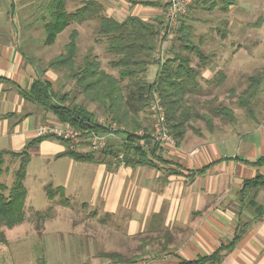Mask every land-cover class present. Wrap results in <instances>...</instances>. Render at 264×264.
Wrapping results in <instances>:
<instances>
[{
	"label": "crops",
	"instance_id": "obj_1",
	"mask_svg": "<svg viewBox=\"0 0 264 264\" xmlns=\"http://www.w3.org/2000/svg\"><path fill=\"white\" fill-rule=\"evenodd\" d=\"M15 1L0 0V77L5 78L0 81V151L18 152L37 137L41 124L59 122L24 99L20 91L37 79H48L55 89L59 77L56 71L39 66L32 53L26 52L27 46L23 48ZM29 1L23 0L26 5ZM97 1L103 4L104 14L117 21L130 15L148 21L164 18L163 0ZM228 59L226 47L220 46L200 78L214 79L229 64ZM157 68L149 67L148 81L154 79ZM141 119L142 127L126 129L144 134H136L146 150L144 162L122 164L117 157L92 151L86 143L70 147L51 138L32 144L24 205L34 207L27 189L32 160L45 171L50 159L62 158L64 174L49 184L66 195L72 171H77L73 190L78 192L84 182L89 190L82 207L106 226L107 234L111 232L105 249L91 254L97 262L83 264H264V113L249 123L188 130L174 144L150 142L149 108ZM122 143L123 139L110 140L108 146L117 149ZM67 147L93 152L92 158L74 159L63 154ZM41 184L46 186L45 180ZM111 252L127 261L105 256Z\"/></svg>",
	"mask_w": 264,
	"mask_h": 264
},
{
	"label": "trees",
	"instance_id": "obj_2",
	"mask_svg": "<svg viewBox=\"0 0 264 264\" xmlns=\"http://www.w3.org/2000/svg\"><path fill=\"white\" fill-rule=\"evenodd\" d=\"M222 2L225 10L228 9V4L232 3L228 0ZM49 6L50 19L43 25L44 45L53 44L57 34L70 24L97 21L96 33L105 41V49L111 54L109 66L116 74L102 69L99 60L94 56L85 55L82 63L76 65L78 31L75 28L71 31L63 52L49 60L46 69L65 71V74L74 80L77 92L86 100L96 103L113 121L127 129L137 130L142 127L141 114L147 111L153 91L161 97L170 133L176 141L182 139L188 130L197 131L192 126L194 121H204L206 129L210 130L214 127L212 125L214 117L231 120L233 110L227 105H214L212 99L200 103L195 100V96L200 95L198 76L201 68L209 63V58L201 47L190 40L191 26L187 23L186 16L191 13L193 4L188 6L187 14L180 18L174 34L183 42V49L199 58L201 63L199 67L191 64L187 54L175 52L173 46L167 51H174L173 56H166L164 59L157 56L160 44L169 39L166 37L163 16L148 21L130 15L117 21L104 14L103 4L97 0H84L80 6L70 11L65 9V0H51ZM211 7L212 5L208 8ZM151 65H157L158 68L150 82L147 76ZM224 77L220 72L217 79L222 82ZM4 80L5 78L0 77V81ZM247 81V86L237 95L236 103L250 110L253 99L264 84V70L249 75ZM20 93L24 99L53 114L60 123L74 128L102 129L96 124L94 112L89 111L84 104L75 102V97H71L69 92L56 91L48 79H37L31 83L29 89ZM51 138L54 137L37 136L18 152L0 151V228L2 226L12 228L24 220L27 193L24 180L29 161L28 149L32 144ZM140 138L136 134H129L120 148L108 146L102 152L105 156L114 158L118 152H122L126 164L144 162L146 150L139 144ZM92 153H80L67 147L63 154L74 159L87 160L92 158ZM6 154L19 159L18 166L11 171L10 184L1 180L2 174L8 172V168L3 166V156ZM57 190L62 192L61 188ZM53 192L54 190L48 186L46 193L48 198H53ZM4 240L5 236L0 231V241ZM105 256L127 261L115 252L105 253Z\"/></svg>",
	"mask_w": 264,
	"mask_h": 264
},
{
	"label": "rangeland",
	"instance_id": "obj_3",
	"mask_svg": "<svg viewBox=\"0 0 264 264\" xmlns=\"http://www.w3.org/2000/svg\"><path fill=\"white\" fill-rule=\"evenodd\" d=\"M228 1L232 3L228 4L229 7L225 10L222 0L221 2L220 0H193L192 11L186 16V21L191 26L190 40L196 46L201 47L207 55L209 58L207 65L214 61L220 46L226 47V54L229 58V64L224 66L223 70L220 69L225 76L222 82L217 79L219 74L215 75L214 79H203L198 76L200 95L195 96L197 102L212 99L214 105H227L233 110L231 120L214 117L212 120L214 126L233 122L249 123L264 113V84L261 85L253 99L250 110L236 103L237 95L248 84V76L264 70V0ZM50 3L51 0H30L26 5L23 0L15 1L16 25L18 26L16 29H20L19 37L24 41L22 46H27L28 55L32 53L31 56H34L36 63L39 62V66L46 67L50 58L63 52L69 33L72 28H75L80 35L76 41L78 48L76 65L82 63L85 55L94 56L99 60L102 69L116 74V71L109 66L111 54L105 49V41L100 39L96 33L97 21L70 24L56 36L53 44H43V25L50 19ZM81 3V0H65V9L73 10ZM211 5L212 7L208 8ZM11 26L13 29L14 24ZM227 31H229L228 36ZM182 43L173 34L165 43L163 53L159 48L157 56L160 59L173 56L174 51L167 52L168 48L173 46L175 52L182 55L187 54L191 59V64L199 67L201 65L199 58L194 53H189L187 49H183ZM56 72L59 77L58 84L55 86L56 91L69 92L71 97H75V102L92 108L96 121L110 118V115L103 112L96 103L86 100L77 92L74 80L68 77L65 71ZM201 111L204 112L203 109ZM192 123L193 128L197 130L206 129L204 121L199 120ZM3 162L8 172L2 174L1 180L10 184L11 171L18 166L19 159L6 154L3 156ZM64 166L62 158L57 160L52 158L44 171L39 168L35 159L32 160L28 171L27 189L33 197L30 200L34 207L25 204L24 220L21 223L12 228L5 226L0 228L5 236V240L0 241V264L97 262L91 254L94 251L105 249L107 241L111 239L109 235L111 232L107 234L106 226L92 218L89 209L82 207L85 194L89 190L85 182L78 192L73 190V179L78 177L77 171H72L69 193L66 195L49 184L54 182L57 176L60 178L64 174ZM42 180H45L46 186H42ZM48 186L54 190L53 200H50L46 194Z\"/></svg>",
	"mask_w": 264,
	"mask_h": 264
},
{
	"label": "built area",
	"instance_id": "obj_4",
	"mask_svg": "<svg viewBox=\"0 0 264 264\" xmlns=\"http://www.w3.org/2000/svg\"><path fill=\"white\" fill-rule=\"evenodd\" d=\"M165 4L164 20L166 24V37L170 38L179 23L180 18L187 14L188 6L193 0H163ZM163 41L160 45V51L163 53L165 48ZM159 50V49H158ZM149 116L152 121V128L149 132L150 142L152 144L170 143L174 144L175 139L170 133L164 105L160 95L153 91L149 101ZM96 121V120H95ZM96 124L100 126L101 130H94L92 128H74L67 124L60 122H46L41 124L37 130V136H51L67 142L70 147L77 144L86 143L92 151H102L108 147L110 140H121L123 142L127 139L129 134H138L143 136L140 131L127 130L123 125L118 124L111 118L97 120ZM117 159L122 164L125 160L122 152H118Z\"/></svg>",
	"mask_w": 264,
	"mask_h": 264
}]
</instances>
